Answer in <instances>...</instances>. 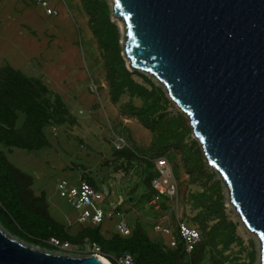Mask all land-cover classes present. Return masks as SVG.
I'll use <instances>...</instances> for the list:
<instances>
[{
    "label": "trees",
    "instance_id": "16d2710c",
    "mask_svg": "<svg viewBox=\"0 0 264 264\" xmlns=\"http://www.w3.org/2000/svg\"><path fill=\"white\" fill-rule=\"evenodd\" d=\"M83 4L99 47L108 58L106 69L112 101L119 103L121 96L128 94L130 100L121 105L123 112L136 117L154 133L151 145L143 148L125 136H129L130 131L125 125L123 128L126 131H117L115 134L123 136L127 145L117 149L111 139L113 153L111 158L104 159L102 166L111 168L113 165L112 168L124 176L133 172L139 176L138 183L130 190V196L123 200L116 211H133L134 204L140 198L148 212H141L131 226L128 224L131 229L128 235L117 230L107 235L103 230L106 219L101 224L79 222V229L73 233L53 217L47 194L44 191L36 193L33 189L34 177L16 166L4 148L11 150L19 147L29 151L41 149L51 143L47 129L73 125L78 118L63 96L50 87L43 76L28 74L7 62L0 65L1 226L23 242L49 252L58 250L49 242L51 237H56L63 242L79 245L81 250L87 247V243L96 242L103 252L115 257L131 253L134 264H243L240 257L243 238L238 233L239 223L228 217L221 182L214 180L215 172L205 166L196 142L186 141L189 129L179 117H175V120L178 119L182 124L172 123L171 127L174 120L167 117L169 101L163 89L147 76L141 75L140 71H130L127 68L122 55L120 29L111 19L108 0H83ZM135 97L141 99V105L134 103ZM157 127L161 128L159 137ZM169 133L176 136L174 141L167 138ZM162 136L164 141L159 139ZM158 140L161 145H158ZM169 151L181 153L184 167L190 175V183L200 188L198 191L190 190L185 199L192 215L187 217L185 213L181 216V219L196 227L202 235L191 251L186 250L178 231L176 213L166 198L162 197L161 211L148 206L149 200L156 193L152 185L153 179L158 176L154 159L165 156L169 160L166 155ZM173 167L179 178L177 164H173ZM81 181H87L103 192V185L108 186L107 176L99 177L93 172L83 173ZM137 185H144V189L134 195ZM108 189L110 194L109 186ZM126 202L131 203L132 208L123 211L122 207ZM149 212L154 213V216H150ZM163 214L170 216V236L156 230ZM147 228L156 232L157 236H152ZM173 236L177 240L176 246L170 244ZM236 246H240L237 251ZM250 256L253 261L254 253Z\"/></svg>",
    "mask_w": 264,
    "mask_h": 264
},
{
    "label": "water",
    "instance_id": "95a60500",
    "mask_svg": "<svg viewBox=\"0 0 264 264\" xmlns=\"http://www.w3.org/2000/svg\"><path fill=\"white\" fill-rule=\"evenodd\" d=\"M109 2L124 30L123 57L132 71L161 81L190 115L232 204L260 237L264 264V0ZM0 264L108 263L41 250L0 224Z\"/></svg>",
    "mask_w": 264,
    "mask_h": 264
},
{
    "label": "rangeland",
    "instance_id": "374dc122",
    "mask_svg": "<svg viewBox=\"0 0 264 264\" xmlns=\"http://www.w3.org/2000/svg\"><path fill=\"white\" fill-rule=\"evenodd\" d=\"M43 1L46 4H43ZM109 4L111 19L120 29L123 55L124 30L119 19L113 15L110 2ZM84 6L83 0H0V65L9 62L28 74L43 76L50 87L63 96L78 118L73 125H64L55 131L47 129L51 143L41 149L29 151L14 147L11 150L8 148L4 150L16 166L34 177L33 189L36 193L44 191L47 194L51 214L73 233L80 227V223L77 222L80 211L75 209L62 190L58 189V183L66 180L72 185H78L85 172H93L99 177L107 176L111 193L105 195V201L100 203L101 207L107 209L119 202L121 194L128 198L130 190L139 181V176L135 172L124 176L112 168L113 165L111 168L102 166L104 159L112 156L111 139L116 135L115 132L126 131L123 128L125 125L130 130L129 136H125L141 148L150 146L154 135L153 131L136 117L123 112L121 105L130 100L128 94L122 95L119 103L112 101L106 69L108 58L99 47V41L89 24V14ZM124 59L127 68L132 71L129 67L130 60ZM136 70L163 89L169 101L167 117L174 120L170 126L173 127L172 123H179L178 119L184 122L189 129L186 141L196 142L205 166L215 172L214 180L221 182L228 217L239 223L238 233L243 238L240 254L242 263L261 264L260 237L247 227L232 204L227 184L222 175L210 165L201 142L194 134L190 115L171 99L161 81L146 71ZM133 101L136 105H141L140 98L135 97ZM175 117L179 118L175 120ZM156 129L159 137L161 128ZM175 137L170 133L167 136L172 141ZM159 139L164 141L165 138L162 136ZM158 145H161L159 140ZM166 155L179 169V178L177 177L181 201L179 214L182 216L186 213L189 217L192 211L190 206L186 205L185 199L190 190L198 191L200 188L190 183V175L184 167L180 152L176 154L169 151ZM143 189L144 185H137L134 195ZM131 208V203L126 202L122 210ZM144 209L139 198L134 204L133 211L124 212V220L131 226L141 212L143 214L148 212ZM149 215L154 216V213L149 212ZM119 220L117 217L107 218L103 225L104 232L109 235L116 231ZM169 223L170 220H167L160 225L169 226ZM187 224L191 228L194 227L188 222ZM147 229L152 236H157L156 232ZM238 249L240 246L235 247L236 251ZM252 252L253 261L250 256ZM51 253L65 254L58 250ZM104 253L114 262V255ZM71 256L80 255L75 253Z\"/></svg>",
    "mask_w": 264,
    "mask_h": 264
},
{
    "label": "built area",
    "instance_id": "2783aa9c",
    "mask_svg": "<svg viewBox=\"0 0 264 264\" xmlns=\"http://www.w3.org/2000/svg\"><path fill=\"white\" fill-rule=\"evenodd\" d=\"M40 1V0H39ZM43 4H46L43 1ZM52 12V11H51ZM92 89V88H91ZM93 90V89H92ZM57 128L53 127V131ZM112 144L117 148H123L127 145L126 139L121 135H115L112 138ZM158 170V176L153 179L152 185L155 189V195L149 200L148 206L154 210H162V197L166 198L168 204L172 205L173 210L176 213L178 231L183 239L186 250H193L194 246L201 240V233L196 228H191L187 222L181 219L180 211V187L179 180L175 174L174 167L171 162L164 156L156 157L154 159ZM58 189L62 190V193L67 196L68 201L80 211L78 222H91L94 224H101L107 218L117 217L120 218L116 224V230L123 235H128L131 232L130 226L124 220V213L122 211H116V208L108 207L104 209L100 206V203L105 201V194L102 190L97 189L91 183L87 181H81L78 185H72L66 180H62L58 183ZM169 214H163L160 222L156 225V229L163 231L165 234H172V228L170 226H161L160 223L168 220ZM50 244L55 246L58 251L62 253H69L70 255L79 254L84 255H96L99 258L107 259L111 264H134V257L131 253H125L117 257H113L114 262L105 255L102 247L94 242L87 243V247L81 250L77 244H72L69 241L63 242L56 237H51ZM171 246L177 245V240L173 236L170 241Z\"/></svg>",
    "mask_w": 264,
    "mask_h": 264
},
{
    "label": "bare ground",
    "instance_id": "6f19581e",
    "mask_svg": "<svg viewBox=\"0 0 264 264\" xmlns=\"http://www.w3.org/2000/svg\"><path fill=\"white\" fill-rule=\"evenodd\" d=\"M101 259H103L106 263L111 264L107 259H105V258H101Z\"/></svg>",
    "mask_w": 264,
    "mask_h": 264
},
{
    "label": "crops",
    "instance_id": "0c3cea01",
    "mask_svg": "<svg viewBox=\"0 0 264 264\" xmlns=\"http://www.w3.org/2000/svg\"><path fill=\"white\" fill-rule=\"evenodd\" d=\"M123 174V173H122ZM121 196H123L124 197V199H127L123 194H121ZM119 201H121V199L119 200ZM123 202V201H122ZM115 205V204H114Z\"/></svg>",
    "mask_w": 264,
    "mask_h": 264
},
{
    "label": "clouds",
    "instance_id": "9594fccd",
    "mask_svg": "<svg viewBox=\"0 0 264 264\" xmlns=\"http://www.w3.org/2000/svg\"><path fill=\"white\" fill-rule=\"evenodd\" d=\"M165 157V156H164ZM109 193V192H108ZM105 194V193H104ZM106 195V194H105ZM114 206V205H113Z\"/></svg>",
    "mask_w": 264,
    "mask_h": 264
}]
</instances>
